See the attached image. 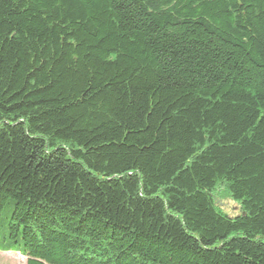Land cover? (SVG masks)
I'll use <instances>...</instances> for the list:
<instances>
[{
	"label": "trees",
	"instance_id": "1",
	"mask_svg": "<svg viewBox=\"0 0 264 264\" xmlns=\"http://www.w3.org/2000/svg\"><path fill=\"white\" fill-rule=\"evenodd\" d=\"M1 216L26 264H264V0H0Z\"/></svg>",
	"mask_w": 264,
	"mask_h": 264
},
{
	"label": "rangeland",
	"instance_id": "2",
	"mask_svg": "<svg viewBox=\"0 0 264 264\" xmlns=\"http://www.w3.org/2000/svg\"><path fill=\"white\" fill-rule=\"evenodd\" d=\"M216 201L221 208L229 215L238 214V204H236L226 193L219 190L216 192ZM4 225L2 216L0 217V228ZM0 264H26V257L16 252L0 251Z\"/></svg>",
	"mask_w": 264,
	"mask_h": 264
}]
</instances>
